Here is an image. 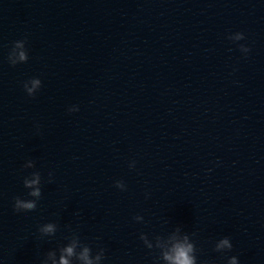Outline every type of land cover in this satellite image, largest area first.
<instances>
[{
  "label": "water",
  "instance_id": "1",
  "mask_svg": "<svg viewBox=\"0 0 264 264\" xmlns=\"http://www.w3.org/2000/svg\"><path fill=\"white\" fill-rule=\"evenodd\" d=\"M17 41L29 60L12 66ZM26 159L42 196L17 212ZM50 220L56 237L42 238ZM176 225L208 264H264V0H0L2 264H41L74 234L104 264H163L140 233ZM225 235L232 251L215 252Z\"/></svg>",
  "mask_w": 264,
  "mask_h": 264
},
{
  "label": "clouds",
  "instance_id": "2",
  "mask_svg": "<svg viewBox=\"0 0 264 264\" xmlns=\"http://www.w3.org/2000/svg\"><path fill=\"white\" fill-rule=\"evenodd\" d=\"M228 39L234 42L245 57L250 53L251 47L246 43H239L246 40V34L243 31H235L228 34ZM231 51V49H229ZM29 60V49L23 41H17L12 47L7 61L10 65L16 66L20 63H26ZM23 90L30 97H35L42 88V80L39 76H32L22 82ZM79 110V104L73 103L67 106L66 111L71 113ZM219 163V162H217ZM136 161L131 160L128 164L130 169H134ZM23 169H31L26 174H23L22 185L26 190L22 193L13 196L12 208L13 211H32L37 208L38 202L42 196L43 179L41 172L35 168L32 159H26L21 166ZM211 171V169H208ZM53 174L48 172L49 181ZM115 187L121 191L127 190V185L123 179L114 181ZM150 193L145 192V199ZM133 220L137 223H144L145 218L141 214L133 216ZM70 230V225L67 226ZM58 231V224L55 221H46L40 223L37 227V232L44 238L54 239ZM140 240L143 245L150 251L159 250V257L163 264H208L207 261L201 260L198 256V248L196 242L191 235L182 231L180 225H176L168 235L163 237H152L148 233L141 232ZM59 243L57 247L51 248L46 253V258L41 261V264H104L106 252L105 248L97 245L95 250L92 245L81 241L78 234H74L71 238ZM233 249V243L229 236L225 235L216 239L213 244V250L218 253H228ZM2 264V261H0ZM226 264H240L238 255H228Z\"/></svg>",
  "mask_w": 264,
  "mask_h": 264
}]
</instances>
